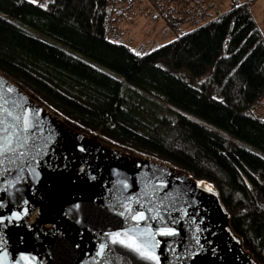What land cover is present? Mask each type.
<instances>
[{"label":"trees","instance_id":"1","mask_svg":"<svg viewBox=\"0 0 264 264\" xmlns=\"http://www.w3.org/2000/svg\"><path fill=\"white\" fill-rule=\"evenodd\" d=\"M108 0H0V70L72 122L211 182L264 264V35L250 1L136 53ZM169 21V20H168Z\"/></svg>","mask_w":264,"mask_h":264},{"label":"water","instance_id":"2","mask_svg":"<svg viewBox=\"0 0 264 264\" xmlns=\"http://www.w3.org/2000/svg\"><path fill=\"white\" fill-rule=\"evenodd\" d=\"M0 144V264H260L211 182L72 122L2 70Z\"/></svg>","mask_w":264,"mask_h":264},{"label":"rangeland","instance_id":"3","mask_svg":"<svg viewBox=\"0 0 264 264\" xmlns=\"http://www.w3.org/2000/svg\"><path fill=\"white\" fill-rule=\"evenodd\" d=\"M48 1L36 0L35 3L45 6ZM232 1L108 0L106 35L109 40L125 44L136 53H147L227 10ZM248 1L264 35V0ZM252 109L264 116V96L252 105Z\"/></svg>","mask_w":264,"mask_h":264},{"label":"snow or ice","instance_id":"4","mask_svg":"<svg viewBox=\"0 0 264 264\" xmlns=\"http://www.w3.org/2000/svg\"><path fill=\"white\" fill-rule=\"evenodd\" d=\"M33 3L36 2V0H32ZM27 122L25 121V124ZM4 131H7V129H5ZM8 145H11V141H8ZM5 150V145L4 144H0V153H2ZM143 218V217H141ZM117 237L119 236V233L115 234ZM131 246V245H130Z\"/></svg>","mask_w":264,"mask_h":264}]
</instances>
